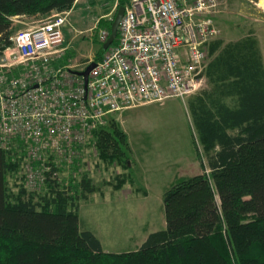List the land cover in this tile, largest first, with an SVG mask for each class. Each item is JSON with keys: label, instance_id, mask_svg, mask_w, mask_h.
<instances>
[{"label": "trees", "instance_id": "obj_1", "mask_svg": "<svg viewBox=\"0 0 264 264\" xmlns=\"http://www.w3.org/2000/svg\"><path fill=\"white\" fill-rule=\"evenodd\" d=\"M75 1L0 0V55L12 44L16 17L49 16L71 9ZM106 25L111 28V22ZM104 52L102 45L94 60ZM209 54L210 87L193 96L199 100L196 125L209 174L180 177L166 189V227L133 250L107 252L95 232L81 225L80 191L86 199L98 190L87 174L79 185L65 188L53 178L54 167L46 174L47 190L35 193L10 182L23 155L0 148V264H264L261 48L252 36L227 43L217 38ZM87 145L107 163L130 160L127 135L112 117L93 131Z\"/></svg>", "mask_w": 264, "mask_h": 264}, {"label": "built area", "instance_id": "obj_2", "mask_svg": "<svg viewBox=\"0 0 264 264\" xmlns=\"http://www.w3.org/2000/svg\"><path fill=\"white\" fill-rule=\"evenodd\" d=\"M107 1V0H102ZM121 0L106 15L112 24ZM224 0H126L116 40L84 77L81 64H64L69 49V11L56 12L38 26L16 31L0 55V148L16 140L28 149L27 182L47 181V172L72 166L93 131L113 113L183 100L205 84L209 47L219 38L215 16ZM18 18V17H16ZM108 27L100 30L104 43ZM33 162H40L34 172ZM41 168V169H40ZM34 189V188H33Z\"/></svg>", "mask_w": 264, "mask_h": 264}, {"label": "rangeland", "instance_id": "obj_3", "mask_svg": "<svg viewBox=\"0 0 264 264\" xmlns=\"http://www.w3.org/2000/svg\"><path fill=\"white\" fill-rule=\"evenodd\" d=\"M72 8L64 10L69 11V22L65 29L69 49L63 63L68 64L70 59L69 63L76 65L95 59L103 45L100 41L103 25L95 24L97 12L93 15L84 7H78L72 13ZM56 12L62 11H54L49 16ZM49 16L15 18L14 28L18 31L38 26ZM215 21L219 38L225 43L247 36L258 37L264 56V8L261 0H224ZM84 67L80 65L76 71ZM207 83L202 89L209 88ZM198 92L189 96H195ZM189 96L184 100L170 97L113 113L109 117L129 133L134 152L132 154L129 150L127 165L107 163L99 157L94 146L85 145L71 167L65 164L59 169V180L65 188L79 185L84 174L97 186L98 190L87 194L86 199L80 191L79 215L81 225L95 232L105 251L133 250L149 233L164 229L163 196L166 189L180 177L204 172L209 174L196 125L195 107L199 100L190 99ZM13 148L24 158L20 172L10 179L11 184L24 183L29 191L44 193L48 188L47 181H39L40 184L32 186L25 178L23 162H30L31 158L24 143L16 140ZM192 158L194 166L193 160L189 163L191 165L188 164ZM38 167L40 162H33L34 172ZM123 176L125 181L120 180ZM120 183L123 185L119 186Z\"/></svg>", "mask_w": 264, "mask_h": 264}, {"label": "crops", "instance_id": "obj_4", "mask_svg": "<svg viewBox=\"0 0 264 264\" xmlns=\"http://www.w3.org/2000/svg\"><path fill=\"white\" fill-rule=\"evenodd\" d=\"M114 3H115L114 0H107L105 2L102 1V0H76L74 6L72 8V13L78 7H80V8L84 7L86 10H89L91 14H93V13L95 14V12H97L98 15L95 17V24H97L98 26L104 25L103 27L106 28L107 27L106 24H108L109 21H110L109 16H106V15L110 14L113 11ZM100 11H102V12L100 13ZM80 32H82V31H80ZM257 40L259 42V45H260V48H261V52H262V56H263L262 45H261L262 43L258 39V37H257ZM66 43L69 44V42H66ZM263 61H264V56H263ZM69 62H70V59H68V64H70ZM85 62H87V61H85ZM85 62H83L82 64H84ZM62 63H63V60H62ZM206 82H207V77L205 76V83ZM206 85H207V87H210L209 82ZM189 98L192 99L193 96H189ZM222 99H223V101L225 103H230V101H231V97H229L228 95H223ZM123 130L126 133V130L125 129H123ZM126 135H127V138H128V142H129V146H130V149H131V153L133 154L134 151H133V148H132V145H131V139L129 138V133H126ZM192 160H193V158L188 162V164L192 163ZM189 165H191V164H189ZM192 165L193 166L195 165V161H194V163H192Z\"/></svg>", "mask_w": 264, "mask_h": 264}, {"label": "water", "instance_id": "obj_5", "mask_svg": "<svg viewBox=\"0 0 264 264\" xmlns=\"http://www.w3.org/2000/svg\"><path fill=\"white\" fill-rule=\"evenodd\" d=\"M124 13H125V7H124V5H120L117 8L114 20L112 21L111 28H110V35L107 38V40L103 43V49L104 50L108 49L109 46L112 45L114 43V41L116 40L117 35H118V28H119L120 22L124 16ZM95 65H96V61H92L86 66V68L84 70L74 71V73L84 77L85 86H87L89 73L95 67Z\"/></svg>", "mask_w": 264, "mask_h": 264}, {"label": "bare ground", "instance_id": "obj_6", "mask_svg": "<svg viewBox=\"0 0 264 264\" xmlns=\"http://www.w3.org/2000/svg\"><path fill=\"white\" fill-rule=\"evenodd\" d=\"M261 6L264 8V0H261Z\"/></svg>", "mask_w": 264, "mask_h": 264}]
</instances>
